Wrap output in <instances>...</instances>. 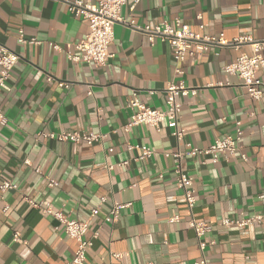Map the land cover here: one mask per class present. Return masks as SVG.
<instances>
[{
	"label": "crops",
	"instance_id": "1",
	"mask_svg": "<svg viewBox=\"0 0 264 264\" xmlns=\"http://www.w3.org/2000/svg\"><path fill=\"white\" fill-rule=\"evenodd\" d=\"M127 1L122 17L140 27L181 19L194 32L203 25L201 33L224 35L231 42L264 40V0ZM20 30L26 41L38 44L19 43ZM88 33V23L55 0H0V48L20 56L9 80L11 91L0 90V109L8 120L0 125V185L18 186L0 191V208L7 207L0 212V264H68L77 251V242L58 221L27 200L50 203L54 211L89 222L86 239L93 246L85 264H194L202 254L188 226L192 216L210 226L204 241L215 245L205 252L208 264H264V97L253 101L240 80L224 71L241 55H251V46L212 48L189 57L181 65L184 75L177 76L168 43L156 39L151 45L122 24L114 28L113 57L105 67L69 61L67 52L75 54L74 45ZM49 76L53 81H47ZM258 77L264 83V75ZM179 81L197 89L195 96L180 98L185 129L180 145L167 127L124 131L135 95L162 111L166 87ZM239 122L243 138L236 159L184 160L196 197L191 214L176 185L174 160L166 154L185 151V144L206 149L235 135ZM63 132L105 138L88 145L41 135ZM136 147H148L154 155L139 160ZM123 162L129 164L119 167ZM47 178L58 186L49 187ZM115 203L129 206L116 223H107ZM95 209L99 213L91 217ZM257 216L260 222L244 228L221 223ZM174 217L180 221L172 223ZM16 233L19 241H14Z\"/></svg>",
	"mask_w": 264,
	"mask_h": 264
},
{
	"label": "built area",
	"instance_id": "2",
	"mask_svg": "<svg viewBox=\"0 0 264 264\" xmlns=\"http://www.w3.org/2000/svg\"><path fill=\"white\" fill-rule=\"evenodd\" d=\"M63 3L67 7V11L74 18H82L88 23L89 33L86 37L75 44L76 53L67 52L69 61L79 64L86 63L95 65L97 67H105L113 55L110 53V47L114 42L115 33L114 28L118 24L125 25L134 29L145 37L149 43L154 45L156 39L170 45L173 59L177 67L175 74L183 76L184 71L181 65L189 57L197 55L208 54L212 48L232 47L238 49L241 45L247 44L251 46V55H241L236 61L224 68L226 74L237 77L241 86L246 90L250 98L255 102H261L264 97V83L258 75H264V40L253 41L250 37H241L235 41H228L224 35L210 36L201 33L204 31V26H200L201 32H194L190 27L182 22L181 19H175L172 23L162 22L156 24L154 27L144 26L140 27L135 21H126L122 17V9L128 3L127 0H96L95 2L88 1H71V0H55ZM140 0H135L138 4ZM135 4V5H136ZM133 6V8L135 7ZM264 13V7H263ZM19 43L21 44H38L35 40L30 42L24 39V33L19 31ZM57 52H62V49L53 45ZM70 49V46H68ZM20 60V56L13 51L4 47L0 48V90L10 92L9 80L12 77V72ZM48 82L53 81L49 76ZM59 87L66 88L65 83H59ZM92 95L91 89L88 92ZM154 93V92H152ZM166 94V109L155 110L144 105L136 95L129 101V108L134 110L130 121L123 127L125 132H130L131 129L140 126H147L161 132L163 127H167L172 131V135L177 140L178 145L184 141L185 129L181 127L182 120V102L180 98L195 96L197 89L188 87L184 81L178 83L171 82L165 89ZM8 120L0 109V125L6 126ZM43 137L49 139H56L59 142H71L75 144L86 143L92 145L102 141L105 136L95 133H79V132H63L41 134ZM243 138V130L241 123H237L235 135L226 136L223 139L217 140L206 149L193 147L191 144H185L187 148L182 151L180 148L174 153H167L166 157H171L174 160V173L176 175V185L179 190L183 192L187 209L192 214L195 205L196 197L194 190V183L192 179L184 173L183 162L186 158L210 157L213 163H219L221 158L226 161L236 159L242 147L241 141ZM130 149H134L131 147ZM140 151L139 160H146L154 155V152L148 147H136ZM112 152V150H110ZM241 159L248 161L245 155H240ZM28 164V162H27ZM129 162L120 163L119 167L127 166ZM114 167H109L112 170ZM41 173L40 171H38ZM162 178V176H160ZM49 187L54 188L58 183L50 178H47ZM18 186L10 181H3L0 185L1 193L17 190ZM264 199V196H261ZM29 204L42 211V213L50 215L56 219L60 227H63L66 235L77 242V251L68 264H85L87 260V253L93 246V241L87 240L86 236L89 232V222H82L71 218L61 211H54L50 203H37L35 201L27 200ZM105 202V199H102ZM129 205H122L115 203L110 210L105 222L116 223L121 211ZM1 211H7V207L0 208ZM99 209L92 211L91 217L97 216ZM262 217H251L239 221H230L228 219L222 220V225L225 227L244 228L256 222H260ZM179 217L171 219L172 223L179 222ZM188 226L195 232L199 249L202 257L194 264H208L205 252L209 246H214L215 242H205L204 236L210 231V226L206 222H199L193 216L188 221ZM97 236V235H95ZM20 235H14V241H19Z\"/></svg>",
	"mask_w": 264,
	"mask_h": 264
}]
</instances>
